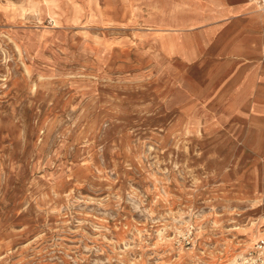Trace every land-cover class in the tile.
<instances>
[{
  "label": "rangeland",
  "instance_id": "rangeland-1",
  "mask_svg": "<svg viewBox=\"0 0 264 264\" xmlns=\"http://www.w3.org/2000/svg\"><path fill=\"white\" fill-rule=\"evenodd\" d=\"M51 1L57 23L46 0H0V264L239 258L264 237V79L235 106L105 103L43 86L32 61L66 31L146 13L117 10L215 0Z\"/></svg>",
  "mask_w": 264,
  "mask_h": 264
},
{
  "label": "crops",
  "instance_id": "crops-1",
  "mask_svg": "<svg viewBox=\"0 0 264 264\" xmlns=\"http://www.w3.org/2000/svg\"><path fill=\"white\" fill-rule=\"evenodd\" d=\"M243 2L215 0L202 8L188 3L133 5L137 7L117 10L163 15L101 20L66 31L63 51L52 53L61 45L50 42L46 51L34 54L35 72L44 74L43 86L63 84L96 92L105 103L195 108L213 95L214 101L241 105L253 100L264 79V11ZM193 74L223 78L218 85L179 78ZM221 92L222 100L217 96Z\"/></svg>",
  "mask_w": 264,
  "mask_h": 264
},
{
  "label": "built area",
  "instance_id": "built-area-1",
  "mask_svg": "<svg viewBox=\"0 0 264 264\" xmlns=\"http://www.w3.org/2000/svg\"><path fill=\"white\" fill-rule=\"evenodd\" d=\"M249 2L255 11H264V0H249ZM239 258V264H264V237H259Z\"/></svg>",
  "mask_w": 264,
  "mask_h": 264
},
{
  "label": "bare ground",
  "instance_id": "bare-ground-1",
  "mask_svg": "<svg viewBox=\"0 0 264 264\" xmlns=\"http://www.w3.org/2000/svg\"><path fill=\"white\" fill-rule=\"evenodd\" d=\"M46 2L51 4V8H50L51 16L54 18L56 23L59 22V18H60V13H59L60 4L58 3V1L48 2V0H46ZM229 264H239L238 256H235L232 260H230Z\"/></svg>",
  "mask_w": 264,
  "mask_h": 264
}]
</instances>
